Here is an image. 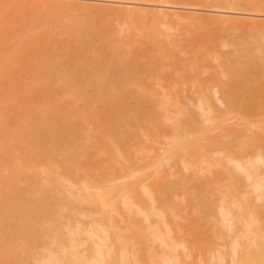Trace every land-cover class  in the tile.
Segmentation results:
<instances>
[{
    "label": "bare ground",
    "instance_id": "bare-ground-1",
    "mask_svg": "<svg viewBox=\"0 0 264 264\" xmlns=\"http://www.w3.org/2000/svg\"><path fill=\"white\" fill-rule=\"evenodd\" d=\"M152 1L232 11L84 3L133 24L59 44L18 20L51 1L0 0V264H264V21L229 15L264 0ZM185 20L249 35L197 57L160 37Z\"/></svg>",
    "mask_w": 264,
    "mask_h": 264
},
{
    "label": "rangeland",
    "instance_id": "rangeland-1",
    "mask_svg": "<svg viewBox=\"0 0 264 264\" xmlns=\"http://www.w3.org/2000/svg\"><path fill=\"white\" fill-rule=\"evenodd\" d=\"M29 1V0H28ZM48 1V0H47ZM49 1H51V2H47L48 4V7H49V9L47 10H45V11H47V12H45V14H47V15H44V13H43V15H44V17H43V15H42V13H40V12H42V11H40V12H37L36 13V15H25V17L24 16H22L23 18H25V21H24V19L22 18H18V20L19 21H24L25 23H22V22H20L21 24H23L25 27H30L31 29L32 28H36V29H41L42 31H43V27H45L46 26V24H45V26H44V24H42V23H46L47 21H45V20H48V22H47V24H49V25H47L46 27H48L49 26V28L51 29L52 28V32H54L55 31V34L54 35H52V36H55V39H54V37H51L52 39H53V41L54 40H56V42H57V37H56V35H60L61 37L59 38L58 37V42L57 43H59V44H62V41L64 42H66V40H69L68 39V36L70 37V35L71 34H69L67 31H66V26L67 27H69L68 26V24L70 25V23H72V25H73V22H75L76 20H75V18L77 19V18H79V22L84 18H86L85 20H84V22L86 21H89V17L91 16L90 15V13L88 12L87 13V10H86V13L84 14V8H82V7H79V5L81 6V5H84V3L85 4H87V5H89V4H91V5H89V6H92L93 8H94V6H95V8H97V7H104L105 6V8H107V9H109V7H111V12H112V10H114L115 8H116V10H117V8H132V6H133V8H135V7H138L139 8V6L140 7H144V5H145V7H154V8H156L157 7V4H160L161 5V7L163 8L164 6V9L167 11V10H171V11H176V12H184V13H188V12H190V13H192V12H194V14H198V15H201L202 17L204 16H206L205 18L206 19H210V18H208V17H210V16H214V15H217V14H220L221 15V13H225V12H220L219 10L221 9V6H219L220 7V9L219 8H217V7H215L216 5H214V3H213V6H211L209 3H195L194 5H186L185 3L184 4H178L177 2H176V4H174V2H169V3H171L170 5L168 4V3H166V4H163V6H162V4L161 3H157V2H154V1H152L151 0V2L150 1H145V0H49ZM55 1H56V3H58V4H60V5H56V3H55ZM64 1V2H63ZM66 1V2H65ZM60 2H62V3H60ZM146 2H148V3H146ZM52 3V4H51ZM63 3H65V4H63ZM78 3H80V4H78ZM155 3V4H154ZM55 4V5H54ZM93 4V5H92ZM174 4V5H173ZM78 5V7H76ZM127 5V6H126ZM160 5H158V7H157V9L160 7ZM4 6V7H3ZM8 8H6L5 10V12L2 10V8H5V5H3L2 3L0 4V11L2 12H0V17L2 18V17H4V18H6V22H11L12 20H14V18H15V20H16V17H17V14H19V13H22L25 9L24 8H20V9H17L18 11H20L19 13H18V11L17 10H14L13 8L11 9L10 7H12V6H8V5H6ZM50 6H51V8L52 7H54V8H52L51 10H50ZM60 6H62V8H63V6H64V9H63V11L64 12H62L61 10H62V8H60ZM68 6V7H67ZM71 6V7H70ZM73 6V7H72ZM76 8H75V7ZM125 6V7H124ZM129 6V7H128ZM131 6V7H130ZM47 6H46V8H48ZM55 7H56V11L54 10L55 9ZM70 7V8H69ZM58 8H59V10L61 11H58ZM69 9V10H71V11H68L67 13H69V15L68 14H66V11H67V9ZM75 8V9H74ZM78 8V9H77ZM80 8H82V9H80ZM113 8V9H112ZM170 8V9H169ZM177 8V9H176ZM214 8H217V9H214ZM224 8V7H223ZM222 8V9H223ZM242 8V7H241ZM153 9V8H152ZM10 10V11H9ZM77 10V11H76ZM83 10V11H82ZM192 10V11H191ZM218 10V11H217ZM229 10L230 9H228V11H227V9L226 8H224V11H227V13H225V14H228V12H229ZM9 11V12H8ZM12 11V12H11ZM55 11V12H54ZM73 11V12H72ZM82 11V12H81ZM117 11H119V9L117 10ZM230 11H232V10H230ZM233 11H235L236 13H229V15H234V16H237V17H253V19H257V20H261V21H264V13H262V12H255L256 14H251L252 13V11H249V10H244V8H243V10L242 9H240L239 10V8L238 9H236V10H233ZM6 12H8V16H9V18H7V17H5L4 15H7V13ZM15 12H17V13H15ZM52 12V13H51ZM56 13V16L54 15V13ZM72 12V13H71ZM81 12V13H80ZM115 12V11H114ZM6 13V14H5ZM12 13H14L13 14V16H10V15H12ZM40 13V14H39ZM51 15H50V14ZM57 13H58V16H57ZM63 13H65V14H63ZM92 13V12H91ZM240 13V14H239ZM59 14H62V15H59ZM70 14H71V16H70ZM84 14V16H83V18H81V15H83ZM90 15V16H88L87 17V15ZM102 14V15H101ZM101 14L99 13H96V12H94L93 13V19H91L92 18V16L90 17V22L91 23H93V24H91L90 22L87 24L86 22H85V24L84 23H81L82 25H84V26H75V23H74V26L76 27V28H79V29H81V32H85V29H86V31H87V33L89 32V30L91 31V29H92V31L93 32H96V34H99V32L97 33V29L95 30L94 29V27L95 28H98L99 30H101V34H104L105 36H107V34H109V33H107V32H111V30H114L113 32V34H115L116 33V30H120V28L122 29V26H123V28L126 26V25H129V23L130 24H133L131 21H129L127 18H125V17H123V20L124 19H126V20H124V21H122V18H119L118 16H114V14L112 13H110L112 16L110 17L109 15L110 14H108V17L106 16V14H107V12H106V14L105 13H103V12H101ZM116 14L117 15H119V13H117L116 12ZM41 15H42V17H41ZM51 17H50V16ZM104 15V16H103ZM67 16V17H66ZM73 16V17H72ZM77 16V17H76ZM10 17L12 18L11 19V21H10ZM28 17V18H27ZM61 19L62 18V21L61 20H59V18ZM63 17H65V18H67V19H65V18H63ZM110 17V18H109ZM113 17V18H112ZM116 17H117V19H116ZM121 17V16H120ZM250 17V18H251ZM29 19V20H31V21H33L32 22V26L30 25H27L28 23L30 24L31 23V21L29 22V20H27V19ZM55 18V19H54ZM41 19V20H40ZM43 19H44V21L45 22H43ZM63 19H65V21H67L66 22V24L63 22L64 20ZM72 19H74V21L72 22ZM252 19V18H251ZM17 20V21H18ZM57 20H59V21H61V22H63V25L60 27L57 23L59 22H56ZM189 20V19H188ZM187 20V21H188ZM27 21V22H26ZM39 21L41 22V23H39ZM55 22V24H53L54 22ZM71 21V22H70ZM83 21V20H82ZM129 21V23H127ZM13 22V21H12ZM37 22V23H36ZM52 23V24H50V23ZM61 22H59V24H61ZM126 23V25H125V23ZM135 22H139V21H135ZM146 22V26H148V25H150V24H147L148 22L147 21H144V23ZM173 22V21H172ZM176 22V21H175ZM174 22V23H175ZM181 22H183V21H181ZM181 22H180V25H179V23L178 22H176V23H178V25L177 24H175L174 25V23H172L173 25H174V27L172 26V25H168V27H170V28H172L171 30H170V28H168L167 26V28L165 29V26H161V29L163 28V30H162V34H160V37H164L165 38V36H166V34H168L169 33V31H171L172 32V34L174 35H172V37H173V41L174 42H176V44H179V47L181 48V49H183V50H187V51H194L195 53L193 54V56L194 55H196L197 57H198V55L199 56H201L199 53L201 52V51H196V49L198 48L197 46H199L200 48L202 47V49L204 48V50L205 49H209V48H211L212 49V51L213 50H218V48H220L221 47V49L222 48H224V50H227V49H229V50H231V48L233 49V47H235V45H238V43L240 44V43H242L241 41H242V39H246L248 36L247 35H249L247 32H246V30L244 31V29L242 30V28H238L237 30L236 29H232V28H224V29H222V30H218V28L217 29H214V25H212V24H210V23H208V24H206V26L208 25L210 28H205V29H203V30H198V29H196L195 30V28L197 27H200L199 25L197 26V24L196 25H194L193 23V25L195 26L193 29H191V26H192V24H191V22H190V24H191V26H190V24L189 23H187L186 24V20H185V24H181ZM78 23V21H76V24ZM123 23H124V25H123ZM142 22H139L138 23V25H137V27L139 26V28H141L143 25H141L140 26V24H141ZM171 23V22H170ZM38 24V25H37ZM39 24H42V26L41 25H39ZM65 24V25H64ZM81 24H79L78 23V25H81ZM90 27H87V25ZM143 24V23H142ZM210 24V25H209ZM36 25H37V27H36ZM53 27H57V29L60 27V31H59V29H58V31H57V29L56 28H53ZM56 25H58V26H56ZM72 25H70V26H72ZM135 25H136V23H135ZM145 25V24H144ZM34 26V27H33ZM39 26H41L42 28H38ZM74 26H72V28H70V30L72 29H74L73 27ZM130 26V25H129ZM129 26H126L125 27V30L127 29V27H129ZM145 26V27H146ZM172 26V27H171ZM205 26V25H204ZM212 26V27H211ZM84 27V28H83ZM114 27V28H113ZM144 27V28H145ZM150 27H151V25H150ZM64 28H66V29H64ZM87 28H89V30L87 29ZM148 28V27H147ZM146 28V29H147ZM201 28V27H200ZM202 28H204V27H202ZM31 29H28L27 28V31L29 32ZM56 29V30H55ZM63 29V30H62ZM116 29V30H115ZM227 29V30H226ZM231 29V30H230ZM33 30H35V29H33ZM41 30H36V31H34V32H36L37 33V31L39 32H41V34H43V36H44V31H43V33H42V31ZM54 30V31H53ZM68 30V29H67ZM71 30V31H72ZM75 30V29H74ZM83 30V31H82ZM217 30V31H216ZM241 30V31H240ZM56 31L58 32L57 34H56ZM71 31H70V33H71ZM102 31H103V33H102ZM107 33V34H105V32ZM123 31V29L121 30V32ZM166 33L167 31V33L164 35V32ZM234 31V32H233ZM63 32V33H62ZM83 32V33H84ZM124 32V31H123ZM122 32V33H123ZM249 32V31H248ZM65 33H67V34H65ZM91 33V32H90ZM117 33H118V31H117ZM116 33V34H117ZM122 33H120L119 32V35H117V36H122L123 34ZM125 33V32H124ZM89 34V33H88ZM93 33H91L90 35L91 36H93V37H96V36H94V35H92ZM116 34H115V36L114 37H117L116 36ZM66 37H65V36ZM89 35V37H90V39L89 40H93L94 38L93 37H91ZM104 35H102V36H104ZM111 36H112V33L110 34ZM162 35H164V36H162ZM86 36H87V34H86ZM111 36H109V37H111ZM247 36V37H246ZM88 37V36H87ZM108 37V36H107ZM246 37V38H245ZM43 39L45 38V37H42ZM50 38V39H51ZM67 38V39H66ZM165 39H167V38H165ZM70 40H71V37H70ZM69 40V41H70ZM243 40V41H244ZM223 42L226 44V43H228L227 44V47H226V45H225V47L222 45L223 44ZM138 44H136V45H140V41L139 42H137ZM232 43V44H231ZM234 43V44H233ZM236 43V44H235ZM55 44V42L54 43H52V46H55L54 45ZM59 44L57 45L56 44V46H58V47H61V46H59ZM243 44H245L246 45V43H245V41H244V43ZM243 44H242V47H243ZM200 45H203V46H200ZM205 45V46H204ZM223 47H222V46ZM244 45V46H245ZM252 45V44H251ZM207 46V47H206ZM212 46H213V48H212ZM216 46V47H215ZM239 46V45H238ZM238 46H236V47H238ZM51 47V46H50ZM197 47V48H196ZM240 47V46H239ZM238 47V48H239ZM57 48V47H56ZM194 48V49H193ZM196 48V49H195ZM51 49H55V47H51ZM58 49V48H57ZM56 49V50H57ZM210 50V49H209ZM192 51V52H193ZM208 51V50H207ZM209 52V51H208ZM191 54V55H192ZM178 73H181L182 75H184V74H188L189 72H188V70H184V71H181V70H179L178 71ZM164 74V73H163ZM206 74V73H205ZM201 76H202V78H204V77H206L207 76V74L204 76V73H201ZM200 76V77H201ZM12 89V88H11ZM10 89V90H11ZM13 89L14 90H16L14 87H13Z\"/></svg>",
    "mask_w": 264,
    "mask_h": 264
}]
</instances>
